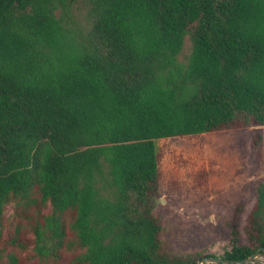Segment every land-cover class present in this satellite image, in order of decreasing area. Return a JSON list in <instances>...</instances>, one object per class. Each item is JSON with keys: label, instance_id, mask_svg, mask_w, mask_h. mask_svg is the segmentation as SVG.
<instances>
[{"label": "trees", "instance_id": "1", "mask_svg": "<svg viewBox=\"0 0 264 264\" xmlns=\"http://www.w3.org/2000/svg\"><path fill=\"white\" fill-rule=\"evenodd\" d=\"M252 124L264 0H0V264H197L159 239L155 142ZM253 194L221 259L264 248Z\"/></svg>", "mask_w": 264, "mask_h": 264}, {"label": "rangeland", "instance_id": "2", "mask_svg": "<svg viewBox=\"0 0 264 264\" xmlns=\"http://www.w3.org/2000/svg\"><path fill=\"white\" fill-rule=\"evenodd\" d=\"M189 52L187 37L179 61ZM155 145L159 196L153 215L164 250L220 258L231 249L233 225L237 245L248 244L253 187L264 181V126L161 139ZM11 211L5 214L8 225ZM248 264H264V255Z\"/></svg>", "mask_w": 264, "mask_h": 264}, {"label": "water", "instance_id": "3", "mask_svg": "<svg viewBox=\"0 0 264 264\" xmlns=\"http://www.w3.org/2000/svg\"><path fill=\"white\" fill-rule=\"evenodd\" d=\"M264 252V248H259L253 255L249 256L247 259L243 261H227L219 258H213V257H204L201 259L198 264L203 263H214V264H248L255 258L260 256V253Z\"/></svg>", "mask_w": 264, "mask_h": 264}, {"label": "flooded vegetation", "instance_id": "4", "mask_svg": "<svg viewBox=\"0 0 264 264\" xmlns=\"http://www.w3.org/2000/svg\"><path fill=\"white\" fill-rule=\"evenodd\" d=\"M206 257H211V256H206ZM203 258H204V257H203ZM203 258H202V259H203ZM213 258H219V257H213ZM219 259H221V257H220ZM200 260H201V259H200ZM200 260H199V261H200ZM223 260H224V259H223ZM199 261H198V262H199ZM197 264H198V263H197ZM203 264H204V263H203Z\"/></svg>", "mask_w": 264, "mask_h": 264}]
</instances>
